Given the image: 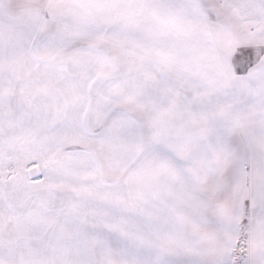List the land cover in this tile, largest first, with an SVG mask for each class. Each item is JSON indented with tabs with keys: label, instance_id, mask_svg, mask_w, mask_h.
I'll use <instances>...</instances> for the list:
<instances>
[{
	"label": "snow or ice",
	"instance_id": "1",
	"mask_svg": "<svg viewBox=\"0 0 264 264\" xmlns=\"http://www.w3.org/2000/svg\"><path fill=\"white\" fill-rule=\"evenodd\" d=\"M0 264H264V0H0Z\"/></svg>",
	"mask_w": 264,
	"mask_h": 264
}]
</instances>
